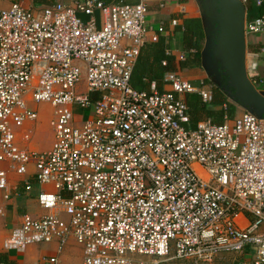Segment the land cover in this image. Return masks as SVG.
<instances>
[{
  "label": "built area",
  "instance_id": "obj_1",
  "mask_svg": "<svg viewBox=\"0 0 264 264\" xmlns=\"http://www.w3.org/2000/svg\"><path fill=\"white\" fill-rule=\"evenodd\" d=\"M241 1L247 15L251 2L264 5ZM148 13V0H12L0 9V191L13 175L18 192L54 189L39 192L45 212L24 214L5 251L55 242L41 262L60 264L74 239L78 264H206L247 252L250 264H264V117L243 109L188 127L185 94L210 103L213 85L179 70L165 73L163 90L148 78L137 89L134 68L147 42L160 39ZM263 31L264 14L247 17V36ZM258 56L247 54L256 84L264 83ZM38 102L53 108L54 139L43 151L21 129L38 119ZM78 109L92 114L76 121Z\"/></svg>",
  "mask_w": 264,
  "mask_h": 264
},
{
  "label": "crops",
  "instance_id": "obj_2",
  "mask_svg": "<svg viewBox=\"0 0 264 264\" xmlns=\"http://www.w3.org/2000/svg\"><path fill=\"white\" fill-rule=\"evenodd\" d=\"M26 7H36L38 4V0H15ZM63 1L67 4H74L76 0H49L50 2ZM110 1V0H105ZM128 2H136L137 0H126ZM12 4V0H0V9L7 8ZM149 4V13H148V23L151 26L150 34L152 35L154 32H158L160 34V39L158 42H152L149 40L146 46L143 49L142 55L148 53L151 58V61H157V50L165 49V53L167 50L177 57L182 52H185V48L183 46V42L181 39V33L176 31L177 26H180L182 29L184 27V20L188 17H201L202 15V7L199 0H148ZM255 4L251 2L249 6ZM256 5V4H255ZM257 6V5H256ZM249 14V10H248ZM100 17V14L98 13ZM82 17L88 19L89 17L85 14H82ZM248 19L252 18L247 15ZM255 17V16H253ZM174 20H177V23H174ZM204 25L206 26V22L203 19ZM160 27L164 28L160 31ZM205 41V48H206ZM207 49V48H206ZM251 53H259L257 58L258 61V69L260 76L264 78V31L258 34H251L248 36V54L251 56ZM205 60V58H204ZM203 64L199 67H191L182 71L183 75L190 79L194 84H199L202 80L208 81L209 72L204 70ZM205 68V67H204ZM260 88H264V83L257 84ZM210 108H220V105H210ZM16 183L21 184L18 177L11 176V187L9 190L0 191V211L2 216L6 215V232L5 236L2 240V248L3 241L5 237L12 231V229L18 225L21 217L26 214H32L34 216L42 215L45 211L41 209L39 203L37 201V196L39 193L34 191V188L31 193H24L22 191H16L14 186ZM22 185H20L21 187ZM46 190H54L52 185H42ZM44 190V189H43ZM42 191V190H41ZM40 192V191H39ZM6 194V195H5ZM10 196L9 200H4L3 196ZM22 212V213H19ZM239 221L242 225H246L248 223L247 217L245 215H241ZM52 247L49 250L50 253H54L57 249V243L52 242L50 244H45ZM2 249H0L1 251ZM3 253L7 254L10 261H13L15 264L19 262L25 261L26 263L32 262L35 255H33L37 249V245H31L24 252H16V251H5L3 248ZM74 251V254L79 253V262L83 259V248L79 245L74 239H71L69 243L64 248L63 252L60 254V264H63L62 261L71 257V252ZM41 254L38 257L39 263L41 262V257L44 253L48 252L47 250L40 251ZM2 254V253H0ZM252 254L250 252L247 253H223L215 258L211 263L206 264H250L252 262ZM78 262V263H79ZM2 262L0 261V264ZM77 263V264H78ZM3 264V263H2ZM20 264V263H19Z\"/></svg>",
  "mask_w": 264,
  "mask_h": 264
},
{
  "label": "trees",
  "instance_id": "obj_3",
  "mask_svg": "<svg viewBox=\"0 0 264 264\" xmlns=\"http://www.w3.org/2000/svg\"><path fill=\"white\" fill-rule=\"evenodd\" d=\"M49 0H38V4H50ZM264 14V5L249 6V17ZM206 27L201 17H188L184 20L183 29L177 26L176 31L181 33V39L186 51V59L178 60L173 54L165 53V49L157 50V61H151L150 56L141 54L140 60L134 68L132 84L137 89L148 87V81H156L160 90L165 87L164 75L167 71H183L191 67H199L203 64L204 58H210L209 51L205 48ZM167 60V65L162 60ZM222 77V79H221ZM148 78V81L145 80ZM220 78V79H219ZM207 81V80H206ZM213 85L212 100L210 103L202 100L199 93L185 94V100L189 106L190 122L188 127H195L200 121L211 119L215 123L224 121L225 116L233 117L237 113L240 102L235 98L234 91L228 85L227 77L221 73L217 75L215 82L207 81ZM210 105H220V108H210ZM225 106V107H224ZM0 261L3 264H15L9 260L7 254H0Z\"/></svg>",
  "mask_w": 264,
  "mask_h": 264
},
{
  "label": "water",
  "instance_id": "obj_4",
  "mask_svg": "<svg viewBox=\"0 0 264 264\" xmlns=\"http://www.w3.org/2000/svg\"><path fill=\"white\" fill-rule=\"evenodd\" d=\"M206 22V48L211 53L208 71L223 73L235 98L247 110L264 117V88L247 71V7L241 0H199Z\"/></svg>",
  "mask_w": 264,
  "mask_h": 264
},
{
  "label": "rangeland",
  "instance_id": "obj_5",
  "mask_svg": "<svg viewBox=\"0 0 264 264\" xmlns=\"http://www.w3.org/2000/svg\"><path fill=\"white\" fill-rule=\"evenodd\" d=\"M255 5V4H254ZM248 10H249V5H248ZM209 51V55L211 56L210 50L207 49ZM212 58V57H211ZM211 66V61L210 58H206L205 60H203V69L208 71V67ZM205 67V68H204ZM209 72V78L208 81L210 82H215L217 75L213 72V71H208ZM220 79V78H219ZM222 79V77H221ZM33 107L35 109H37L38 111V119L34 122V123H26L24 125V127L22 128H27L29 130V133L32 135V139H31V144L34 146V148H36L37 150H47L51 147L52 143H53V139H54V132H53V128L51 126V119L53 117V108L51 106L50 103L48 102H38V103H33L32 104ZM243 109H247L244 105L238 104V108L237 111H241ZM76 116H75V120L76 121H81L83 120L86 116H89L92 114V111L90 109H78L76 111ZM35 187V188H34ZM34 191L39 193V191L41 190H46L45 188H43L44 186H42L39 183L34 184ZM6 195V194H5ZM3 196L4 200H9L10 196ZM1 213V211H0ZM22 213V212H19ZM3 214V213H1ZM0 214V249H2L0 251V253H3V248H2V240L3 237L5 236L6 232V218H7V213L6 215L2 216ZM37 245V249L39 251H36L33 255H35L36 257H34L35 259L32 260V262L26 263L25 261L23 262H19L20 264H40L38 257L40 256L41 252L40 251H44V250H51L52 247L49 245H45V244H36ZM79 262V253L78 254H74V251L71 252V257L62 261L63 264H77ZM18 263V264H19Z\"/></svg>",
  "mask_w": 264,
  "mask_h": 264
}]
</instances>
